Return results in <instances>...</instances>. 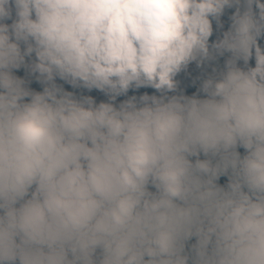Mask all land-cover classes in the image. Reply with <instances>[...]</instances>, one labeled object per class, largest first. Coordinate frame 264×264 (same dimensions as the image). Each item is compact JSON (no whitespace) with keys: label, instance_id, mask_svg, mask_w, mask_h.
I'll list each match as a JSON object with an SVG mask.
<instances>
[{"label":"clouds","instance_id":"clouds-1","mask_svg":"<svg viewBox=\"0 0 264 264\" xmlns=\"http://www.w3.org/2000/svg\"><path fill=\"white\" fill-rule=\"evenodd\" d=\"M261 37L264 0H0V264H264ZM225 52L204 99L96 105L55 83L171 91ZM33 53L42 92L12 72Z\"/></svg>","mask_w":264,"mask_h":264},{"label":"trees","instance_id":"trees-1","mask_svg":"<svg viewBox=\"0 0 264 264\" xmlns=\"http://www.w3.org/2000/svg\"><path fill=\"white\" fill-rule=\"evenodd\" d=\"M235 11V8H226L225 12L220 17V20L223 19L224 22H226L227 28L229 29L231 27V17ZM219 20V21H220ZM213 35L210 37V45L214 43L217 39H222V33L217 25V21L213 20ZM264 42V37L258 38V43ZM25 45L21 44L22 51L24 50ZM231 56V53L225 52L223 55L219 54H213L212 57H210L207 60L203 61V67L202 70L198 73L196 77L189 78L188 76L185 77V80L178 84L176 82V87L174 90L171 91H160L157 90L151 86H141L139 88L132 87L128 90L127 93L121 94L117 96L114 100L111 98L110 95L106 94L105 92L98 90V89H87L83 87V89L80 92V96H77V99H84L86 96L84 95L85 92L91 91V92H101L104 94L106 99L108 100L107 103H112L114 106L119 107L122 103L125 101L135 98L138 106H141L140 104V97L147 95L149 97L155 96H163L167 100L170 99L173 96L177 97H186L190 93H192L194 90L198 91V99H204L207 97V94L203 91V82L208 79L209 77H218L220 73L226 70V61ZM242 64V61H238V66ZM23 69H25L24 66H22ZM183 72L182 70L174 77L175 81L178 77H182ZM237 151L240 153V155L243 157L246 155V150L242 146L237 147ZM218 157H215L213 159V162H215V159ZM191 159V157H190ZM229 180V176L227 174L221 175L219 179L217 180V183L221 186H227ZM34 187V186H33ZM149 188L151 191H156L154 186L149 185ZM30 196V193H29ZM29 197H25L27 199ZM22 202V201H21ZM19 206V203L18 205ZM195 242V238L193 237L190 241H188L186 245V250L190 249L191 244ZM100 250H97V257L99 258ZM15 264H19V261L17 260Z\"/></svg>","mask_w":264,"mask_h":264},{"label":"rangeland","instance_id":"rangeland-1","mask_svg":"<svg viewBox=\"0 0 264 264\" xmlns=\"http://www.w3.org/2000/svg\"><path fill=\"white\" fill-rule=\"evenodd\" d=\"M13 19H15V10L13 7V15L11 18L6 19L4 22L11 24ZM218 25V24H217ZM219 28L221 30V33L223 35L224 32H226L228 30L226 22L223 21V19H221L219 21ZM223 38V36H222ZM260 46L262 48H264V42L259 43ZM35 60V54L33 53L31 56H26L25 57V62L24 64H22L19 68H15L12 70L13 75L17 76L18 78L22 79L24 81V86L26 88H28L30 91L32 92H42L44 90L45 84L41 81V79L39 78V74L38 73H34L31 70V64L33 63V61ZM242 61V60H241ZM22 66L25 67V69L22 68ZM240 67H246L242 61V64L239 65ZM248 66H255V58L254 55L252 58H250ZM203 67V62L201 63H197L196 61H192L190 62L186 67H184L182 69L183 72V76L182 77H178L176 79V82L178 84L182 83L185 80V77L188 76L189 78L192 77H196L198 75V73L202 70ZM55 83L58 87H60L63 91L69 92L73 95L74 98L77 99V96H80V92L83 89L82 85H77V86H73L71 83H69L68 81H65L59 77H56L55 79ZM84 95L87 97H91V99L93 100L94 104L98 105L99 103L102 102H108V100L106 99V97L104 96L103 93L101 92H91V91H87L84 93ZM186 97H198V91L194 90L192 93H190L189 95H187ZM157 98H162L165 100V102L167 101V99L163 96H159ZM30 97H26L25 100H29ZM209 157H206L202 152L199 155V159H207ZM191 159L194 161L195 159H197V157L193 156L191 157ZM214 159V158H212Z\"/></svg>","mask_w":264,"mask_h":264}]
</instances>
